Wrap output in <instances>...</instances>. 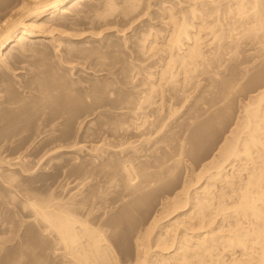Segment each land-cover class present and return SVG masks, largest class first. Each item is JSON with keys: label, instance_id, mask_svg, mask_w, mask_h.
<instances>
[{"label": "rangeland", "instance_id": "rangeland-1", "mask_svg": "<svg viewBox=\"0 0 264 264\" xmlns=\"http://www.w3.org/2000/svg\"><path fill=\"white\" fill-rule=\"evenodd\" d=\"M13 1L14 0H0V10L2 11V8L3 10H5L8 6H10L9 3H13ZM86 1L87 0H84L83 3L81 2L80 4H78V6H76L75 10L78 12L80 11L78 14L77 12L74 13V10H70L68 13H59L58 15L55 14L53 15V17L44 16L42 18L44 26L47 25L49 20L50 22L47 27L43 26V28H41L44 32L40 33V35L43 37L31 38V40L43 39L40 42L31 41V44L25 46L26 48L24 49V51L23 49H19L14 42L3 49V53L9 52V54H4V56H7L3 57L5 59H3V63L0 64V237L3 238V235H5L6 237H4L10 240L7 242L4 241L2 242V244H0V248H2L4 243V247L6 246L9 250L8 252L6 247L0 249V261H2V258L4 259V262L2 261L0 262V264H6L10 261V254L12 256V254L15 253L11 251L14 250L12 246L16 244L18 245L17 249L19 250H16L17 246L14 247L15 251H17L18 254H20L21 247H24L25 249V246H27V248H32L35 253L39 250V252H37L38 254L42 252V249H45L43 251V254L46 253V255H44L46 256L47 260L45 256L44 258L41 257V255H43L41 253L38 255V260L36 261L37 263L39 262V264L45 261V263H47V261L50 260V257L52 255L50 254L51 250L49 248L52 246V244H49L51 239H48L51 238V236L48 235V239L46 240L47 234L44 232L41 233L43 229H39L41 228V226L38 225L39 223L37 221L33 220V217H31L32 212L30 213L33 208L29 203L31 201L44 203L42 202L43 200H45V202L48 201L46 202L47 204H50V202L52 201V203L54 204L55 202L56 204L62 203L67 205H70L72 203L70 205L72 207L78 204L80 205L79 209H82L85 213L91 212V214H94L96 212L97 214L100 213L99 211H101V221L107 220V222H110V218L115 220L114 222L112 220L110 223L114 224L115 222H117L118 224L115 223V226L112 225V227L108 226L109 229L107 227V231L113 229L114 227L118 228L117 230L115 228L114 231H112L117 232L116 234L114 233L116 235L114 237H116L115 240L118 242H116V244H119L118 249L120 255L122 254L121 256L123 257V260H126V258L130 259L134 255L135 249L134 232L143 223L141 221H144L143 218H145L148 209H156L158 207L156 203H158L160 200H163L164 198L167 199V197H170L172 193L176 192L180 188L179 187L178 189H176V187H178L183 182V180L189 179L192 176L193 172L201 175L202 180L200 179V181H203L206 172L200 170L202 169L201 165L204 164L206 160H209L212 154H215V151L217 150L219 145L224 141L223 139L229 136L230 129L232 130L235 127V122L240 119V115H243L242 111L245 105L247 103H251L253 99L256 100L259 91L264 88V44H260V40H258L260 43L257 42V37L261 36V34H257L255 37H253L254 35L251 36L252 34L249 36L248 34L243 35L239 39V43H227V45L224 46L226 47V49L224 51L222 50V53L220 52L222 55L219 53L217 54V56H214L209 52L210 48L208 49V47L211 46H204L206 43H209L211 37L209 29H205L206 33L209 32L207 33L209 35L204 34L205 32L203 33V40L206 41H203L202 45L204 46L203 49L206 52L205 54L208 53L207 55H205V57L210 56V58L207 59L211 61L213 59V61H210V63L212 64L208 63L202 68L200 66L198 67L201 70H204L205 68L204 71H201L200 69L197 70V68L193 71V79L191 77L189 78V80L191 79V82L194 83H191L189 80L188 83H186L187 81H181V83L179 81L177 86L173 88V86L170 84V81L162 78L158 80V82H161V86H151V81H156V83H158L157 79H159V67H161L162 63L165 62L164 60L167 56L166 51H163L165 50V47L163 48L161 44H163L162 42H164L165 37L167 36V30L170 26H167V18H164L165 20L162 18L166 15V9L169 6L171 7L172 4V6L174 7L173 10L178 11L176 10L179 9L177 0L176 2L175 0H173L176 4H174L172 0H130L129 3H127V0H88L91 2V4L90 2H87L89 4H87V7L85 5ZM103 1L104 3L102 4ZM93 2H95L96 4L92 5ZM108 2H112V5H109ZM134 3H137V5ZM90 5H92V7ZM95 5L96 8H94V10L97 9L99 13H101L100 15L99 13L94 12L93 6L95 7ZM106 5L107 7L109 6L108 8L114 6L112 7L111 12L106 7ZM131 5L136 6L134 8H131ZM126 6L130 7L126 9ZM77 7L80 9L84 7V9H82V11H84L82 12L80 9L78 10ZM70 12L74 14H71ZM95 14L98 15L95 16ZM102 14L104 15L101 16ZM177 14V16L180 15L178 12ZM62 15H64L65 19ZM57 16L59 17V19L62 18V20L60 19L61 21L54 24V22H56V20L58 19ZM65 16H70L71 19L69 17L66 18ZM78 16H82L83 18L81 17L79 19ZM52 18H54V21L52 20ZM206 18L210 22L213 16H209ZM63 20L64 22L66 20L69 21L61 23ZM70 20H73L74 22L72 21V23L70 22ZM45 21L47 22L45 23ZM225 21L226 20H224V22ZM50 23H53L54 26H52ZM152 25L154 26V31L156 32L153 31V27H151ZM148 26L150 27L148 28ZM56 27L57 30H54L56 29ZM144 28H146L147 30ZM164 28L166 32H164ZM148 29H152V31ZM156 29H159V35H157L158 31ZM240 30L241 29H239V27L236 30H233L232 35H235L236 31L238 32ZM143 31H147V33H144ZM48 32H50V34ZM141 32L142 34H140ZM144 34H146V36L149 35L147 36V38L154 37V34L157 35L155 36V38L157 39V42L159 41V44H157L156 47L152 48V50L150 49V52H147L149 50H144V52L142 51L144 53L143 54L140 49L142 42L141 40L143 39H138V41L137 37L139 38V35H141L142 37L140 38H146ZM51 37H53L54 39ZM162 37L164 38V40ZM252 37L254 39H252ZM55 38H57V40ZM48 39H51L50 42H52L50 43ZM53 41L55 43H53ZM59 41L61 44L59 43ZM65 44L68 45L66 46ZM136 44L140 50L135 47ZM62 45H64L65 47ZM91 45L93 49L90 48ZM15 46L17 48H15ZM58 46L59 48L55 49ZM76 47L78 48L76 49ZM84 47H86V50L89 47L91 51L88 50L89 53L86 52V50L83 51ZM159 47L162 48L160 49ZM68 48H72L71 51L69 49V53ZM136 48L140 53H142V57L141 55L136 56L139 54L138 51H135ZM9 49H11V51ZM54 49L55 52L53 51ZM78 49H81L82 51L80 50V52L78 51ZM157 49L159 52L163 49L161 54L157 52L159 54L156 53L155 55L154 52H156ZM90 52L92 53L90 54ZM72 53H75V55H71ZM79 53L83 54V56ZM153 53L154 55H152ZM219 55H221V57ZM148 57H150V60ZM152 57L159 63L154 65L156 61H154ZM214 57H216L217 59H221V61H217V59ZM141 58H145L143 63H141L143 61L141 60ZM138 59L141 60V62ZM153 61L155 63H152ZM4 62L6 63L5 65H3ZM216 62H218L220 65H217ZM139 64H141V68L139 67ZM149 64L152 66H150ZM208 65L211 68L208 69ZM149 68L152 69V71H149ZM141 69H143L144 71H142ZM53 70L55 75L54 73H52ZM45 71L47 72L45 73ZM148 71L152 73L151 77L149 76ZM49 72L51 76L49 75ZM52 74L54 77H52ZM131 74L133 76H136L133 77L131 76ZM155 74H157L158 76L155 77ZM179 76L180 75H177L178 79L180 78ZM51 77L54 79H52ZM50 80L53 81V85L51 83L52 81ZM145 80L151 87H149ZM55 83L57 84L55 85ZM162 83H166L167 85L165 84L166 86L164 85V87ZM182 83L183 86L185 84L189 86L187 87L185 85L184 88L186 87V89H180L179 87L182 86ZM189 83H191V85ZM61 86H64L65 88ZM158 88L160 91L158 90ZM154 90L155 92H153ZM176 90L177 93H175ZM179 90L180 92H178ZM14 92H16L18 96L15 95L16 93ZM162 92H164V94ZM175 94H177V97ZM153 95L156 96L154 97ZM138 96L141 100L137 98ZM62 97L63 99H61ZM174 97H176L177 99ZM149 99L150 101H148ZM151 99H153L154 102ZM158 100L161 101L159 102ZM168 100H171V102L169 103ZM11 101L12 103H14L12 104ZM168 103L170 105L169 111L171 113L165 110V106H169ZM138 104L142 105V108ZM162 104H164L165 106ZM143 105L146 106V110H144L145 108L143 107ZM172 105L175 109L171 107ZM59 106L62 108L60 109ZM162 106L164 107L161 108ZM5 108L7 110H5ZM10 108L12 109V111H9ZM207 108L210 109L208 110ZM58 109L60 110L58 111ZM63 109L65 110L62 112ZM217 110L218 114H216ZM57 111L60 116L56 113ZM125 111L127 113H125ZM136 111H140V113ZM144 111H146L145 114L148 115H145ZM141 112H143V114ZM150 112L152 113V115L150 114ZM134 113L136 114V116L138 115L139 118L141 114V119L143 122L141 121V119L137 118L138 116H134ZM153 113H155L156 115H154ZM213 113L216 114V117H214ZM138 121L142 122L140 123L141 125H139V123L137 124ZM149 122H151V124ZM133 123L135 124V126H133ZM146 126H149L150 128H146ZM146 130L150 131H148L147 133ZM241 135L243 136V134ZM44 140H48L49 143L52 141L53 142L52 144H50V146L47 145L48 147L45 146V148H43L41 142H44ZM180 143L181 146H179ZM257 152H252V156L254 154L255 156H258L259 152L258 154ZM177 153L179 156L176 155ZM128 155L130 159L128 158ZM124 156H127V160L130 161L131 164L133 163L134 165H132L136 169H138L137 173H140L142 168V170L146 169L144 170L146 171V173H152V175L161 173L160 175L163 176V180L158 181V183L154 185V188L151 187L148 189L149 191L150 189L152 190L150 191L151 193H148L149 191H146L147 189L143 191V193H146V196L148 198H146L145 195L142 196L143 193H141L140 196L142 197V199L140 197L139 201L141 200L140 202L142 203H139L138 201L137 204L140 207H138L137 205L138 210L137 208L134 210L132 209V212H130V208L128 209V205H126L128 206L126 207L127 210L125 209V205L124 208L122 207V204H124V202L127 203L131 199L133 200V196H131L127 190H123V180H121V182L119 180L121 176V179H123V172L120 169L122 167V163L126 162V158H124ZM131 156L137 159H134L133 157L131 158ZM123 158L125 159V161L122 160ZM100 160L105 161L107 165L105 164V162H103L105 166L103 167V163L101 162V165ZM121 160L122 163H120ZM138 160L144 162V164H142V162L140 161L139 164ZM164 160H168V162H164ZM244 160L245 159H236V161L234 160V163L236 162L234 166L236 167L232 168L233 170L236 169L235 171H237V174L241 177L245 176L243 175V173L245 174L246 170H248V168L246 167H250L252 165V162L251 164H249V161L247 162L245 160V164L247 165L245 166V168L241 167L243 168L241 169L239 165L240 163L244 162ZM257 160H260V158L256 159L255 161ZM161 161L166 166H172L173 163L174 166H177V164L179 165L172 175L169 174L171 175V177L173 176L171 178L173 180L169 179L170 176L168 175V181L166 178L168 172L166 173L162 169H159V165L162 164ZM176 161L177 163H175ZM137 163L139 166H136ZM81 164L84 165L85 168L84 166L80 168ZM97 164H100L98 165L100 167L97 166L93 168L94 165L96 166ZM120 164L121 167L119 166ZM140 165H146L147 167L143 168ZM148 165L149 167H152L151 172L150 168V170H148ZM153 165H156V167H154ZM86 166L88 167L87 170ZM228 166L229 165H227L226 169H229L228 171L230 172L231 168H228ZM153 167L155 168V170L153 169ZM237 167L240 168L239 173ZM117 169L120 170L119 172L121 173H118ZM232 169L230 172L231 174H233L234 172L232 171ZM81 170L86 174H84V172L81 173ZM86 171H88V173ZM112 171L114 174H112ZM96 172H98V174ZM163 172L166 175L162 174ZM235 174L236 172H234V176H232L234 178L231 177V180L235 179V181H233L236 183L237 174L236 176ZM176 179H179V181H176ZM136 180H140V177L136 178ZM233 181L232 183L234 185L230 184L231 187H235L236 185ZM176 183L179 184L177 185ZM198 183L199 182L197 181L196 185H198ZM226 184L227 183L217 180L215 183V189L217 186L224 187ZM230 186L228 183L226 187H224V190H227L226 192L230 191ZM91 190H93V197L90 195L92 194L90 192ZM95 190L99 195H95ZM86 193H89L91 197ZM152 193L153 195H151ZM168 193L169 195H166ZM148 194L150 196H148ZM26 195L30 197V202L27 201L29 200L27 199L29 197H27ZM100 195L102 196V198H100ZM164 195L167 197H165ZM35 196L38 197L36 198ZM96 196H99L97 197L98 199L96 198ZM82 197L85 199V201L86 199L87 201L88 199H90L89 202L91 201L90 204L92 208L90 205L88 206L87 201L84 202ZM143 197H145L146 200ZM77 198L82 199L83 201H77ZM104 198L106 200V203L103 202ZM113 198L116 199L113 201ZM228 198L229 199L226 198L225 202L229 203L234 200V197L232 201V197ZM31 199H33L34 201ZM40 199H42V201ZM49 199L52 201H50ZM70 199L72 200L70 201ZM63 200L65 202H63ZM74 200L76 202L73 205ZM96 200L99 201L97 202ZM78 202H84V204L81 203V205ZM99 202L104 203L102 204V206H106L103 207V209H105L107 213L102 209V206H99L101 205ZM113 203L117 204L115 205ZM86 204L87 206L84 208L83 206ZM95 204L97 205V207ZM153 204L154 206L156 205V207H154ZM81 206L83 208H80ZM93 206L95 208H93ZM85 209H88V211H86ZM97 209L99 210L98 212ZM228 209L232 211L231 208ZM228 211L225 213L224 217H227V222L229 220L230 224H234L235 222L238 225H240V223L241 225L243 224V226L244 224L247 225L246 223L248 222L245 223V218L238 216L244 221L243 222L239 219L240 221H242L239 222V220H237V214L234 211L233 213L229 211V215ZM26 213L28 215L30 214V217H28ZM105 213L108 215V218ZM230 221H232V223ZM227 222H224V225H228L229 223L226 224ZM35 224H37L36 226L40 227H36ZM236 224H234L233 227H235ZM248 225L246 227H248ZM34 228H37L38 230ZM1 231L7 233H1ZM9 232H11V234L8 235ZM39 233L42 236L44 235V242L42 241L43 239ZM9 236H11V238H9ZM23 236H25V239L22 238ZM39 236L41 238H38ZM5 238H3V240H5ZM29 238L30 240H28ZM0 240L2 241V239ZM24 241L26 244L22 243ZM27 243L31 244L32 247ZM49 245L51 246L49 247ZM38 246H42L43 248L41 247L40 250ZM46 246L48 247V251H46ZM30 248H28L29 251L27 249L29 254L32 251V249ZM2 250L4 251V253H2ZM224 250H222L221 252V259L218 260L216 264L221 261L222 264L224 262V264L229 263L230 257L227 256H230L228 254H230L229 252L231 251L229 249H226L227 251L224 252ZM6 251L8 253L5 255ZM238 251H240V248L236 247L235 252H237V254L239 253ZM47 252L48 254H50V256H48ZM24 253H27L26 250ZM4 255L8 258H4ZM227 258L229 259L227 260ZM222 259L225 260L223 261Z\"/></svg>", "mask_w": 264, "mask_h": 264}, {"label": "bare ground", "instance_id": "bare-ground-1", "mask_svg": "<svg viewBox=\"0 0 264 264\" xmlns=\"http://www.w3.org/2000/svg\"><path fill=\"white\" fill-rule=\"evenodd\" d=\"M83 1L82 0H14L13 3L11 2L12 4L9 3L10 6H8L5 10H3V8H2V11L0 10L1 11L0 12V64L3 63V59H5L3 57H6L9 54V52H7V53L5 52L7 55L4 56L5 53H3L4 52L3 49L6 48L7 46H9V44L14 42L19 49H23V51H24V49L26 48L25 46H27L28 44H31V41L32 42L33 41L34 42L35 41L40 42L41 40H43V39L31 40V38L43 37L40 35V33L44 32V31H42L43 29H41L44 26V23L42 21V18L44 16L53 17V15H55V14L58 15L59 13H61V14L68 13L70 10H74L75 11L74 13L77 12V14H78L80 11L78 12L75 10L76 6H78V4H80L81 2L83 3ZM92 1H94V0H92ZM133 1H137V0H133ZM87 2L89 3L90 1H88V0L86 1V3H85L86 7L88 4ZM129 2H130V0L129 1L127 0V3H129ZM175 2H176V0H175ZM175 2L173 1L174 4H176ZM103 3H104V1L102 2V4ZM66 4H68V5H66ZM90 4H91V2H90ZM94 4H96V3L93 2L92 5H94ZM134 4L137 5V3H134ZM92 5H90V6L92 7ZM109 5H112V2L109 3ZM113 5H115V4H113ZM121 5H123V4H121ZM172 5H171V7L169 6L166 9V12H165L166 15L164 13L165 17H163V18L161 17L162 19L167 18V20H168L167 26H170V27L167 30L168 32L166 33L167 36L165 37V40L162 37L164 40V42H162L163 44L160 43L163 48L165 47V50H163V49L162 50L166 51L167 56L164 60L165 62L162 63V65L160 64L161 67H159L160 68V70L158 71L159 72V79H157V82H158V80L165 78L168 81H170V84L173 86V88H175L177 86L179 81H180V83H181V81H183V82L187 81L186 83H188L189 81L191 82V79L189 80V78L192 77V79H193L192 73L194 70H196V68L198 70V69H200V68H198L199 66L202 68L204 65H207L208 63L212 64V63H210L211 60L207 59V58H210V56H209L210 54L208 55L209 57H205V55H207L208 53L205 54L206 52L204 51L203 47L206 45L211 46V47H208V49L210 48L209 52L212 55L217 56V54H219L222 50L224 51L226 49V47H224V46H226L227 43L233 42V44H236L239 41V39L241 38V36L246 35V34H248V36L252 34L251 36L254 35L253 37H255L257 34H259V35L261 34L262 38H261V36L257 37L258 38L257 42H259L258 40H260L261 43L260 42L259 43L264 44V1L263 0H177V5L179 6V9H176V10H178V11H174L173 10L174 7ZM135 6L131 5V8L132 7L134 8ZM106 7H107V5H106ZM112 7H114V6H112ZM112 7L108 8L110 10V12L112 10ZM129 7L130 6H126V9H128ZM94 8H96V5H95V7L93 6V10H94ZM175 8H176V5H175ZM79 9L80 8H78V10ZM82 9H84V7ZM82 9H80V10L82 11ZM96 10H94V12L99 13V11L97 10L98 11L97 12ZM101 12H103V11H101ZM105 12H107V11H105ZM177 12L180 14L179 16H177L178 15ZM74 13H71V14H74ZM84 13H83V15H84ZM100 14L101 13H99V15ZM161 14H163V13H161ZM64 15H62L63 18H64ZM97 15L95 14V16H97ZM103 15L104 14H102L101 16H103ZM164 15H162V16H164ZM209 16H213V18L210 22L206 18ZM68 17L70 18V16H68ZM68 17H66V18H68ZM81 17L78 16L79 19ZM57 18L59 19L58 16H57ZM57 18H55V19H57ZM53 19L54 18H52V20ZM60 19L62 20V18H60ZM60 19L58 21L56 20V22H54V24L61 21ZM74 19H76V18H74ZM224 20H226V21L224 22ZM66 21H69V20H66ZM72 21L70 20V22H72ZM46 22L47 21H45V23ZM49 22H50V20H49ZM49 22L47 23V25H45L46 27L48 26ZM63 22H64V20L61 23H63ZM165 23H166V21H165ZM50 24L52 26H54L53 23H50ZM52 26H50V27H52ZM167 26H166V28H167ZM149 27L150 26H148V28ZM151 27H153V31H154L155 30L154 26L152 25ZM238 27L241 30L238 32L236 31L235 35H232V33H233L232 31L236 30ZM144 29H146V28H144ZM205 29H209L211 37L209 36L210 37L209 43H206L203 46L202 45L203 41H206V40H203V37H204L203 33L204 32H205L204 34L209 33V32L206 33ZM54 30H57V27ZM148 30L152 31V29H148ZM164 30H165V28H164ZM51 32H52V28H51ZM154 32H156V31H154ZM164 32H166V30ZM48 33L50 34V32H48ZM144 33H147V31H145ZM158 33H159V31L157 32V35L160 34V33L159 34ZM140 34H142V32ZM155 34H154V37H151V38H149V37L147 38V36H149V35L146 36V34H144L146 36V38H140V37H142L141 35H139V38L137 37V40L143 39V40H141L142 42L140 41L141 42V46H140L141 52L142 51L144 52V50H149L147 52H150V49L152 50V48L156 47L157 44H159V41L157 42V39L155 38V36H157ZM236 34H238V35H236ZM207 35H209V34H207ZM207 35H206V37H207ZM163 36H165V35H163ZM70 37H72V36H70ZM253 37H252V39H254ZM51 38H53V37H51ZM55 39L57 40V38H55ZM50 40H49V42H50ZM72 40H74V39H72ZM161 41H162V39H161ZM53 43H55V42L53 41ZM59 43H60V41H59ZM135 43H137V42H135ZM139 43H138V46H139ZM231 43H229V44H231ZM83 44H86V43H83ZM71 45H73V44H71ZM99 45H101V44H99ZM16 46H15V48H17ZM62 46H64V45H62ZM138 46L136 44L135 47H137L139 49ZM162 47H159V48L161 49ZM230 47H231V45H230ZM58 48H59V46L55 49H58ZM77 48L78 47H76V49ZM84 48H83V51L86 50V47H84ZM90 48L93 49L92 45ZM90 48L88 47L86 52H88V50H90ZM137 48H136V50L135 49L134 50L138 51ZM55 49L53 50L54 52H55ZM69 49L71 51L72 48H68V53H69ZM81 49H78V51H80ZM158 49L156 50V52H154L155 55L157 52H159ZM9 50L11 51V49H9ZM9 50H6V51H9ZM62 50H61V52H62ZM94 50H95V48H94ZM162 50H160V52H159L160 54H161ZM263 51H264V49H263ZM56 52H57V50H56ZM92 52H90V54ZM138 53L139 54L136 56H139L142 54L139 51H138ZM154 53L152 55H154ZM159 53H157V54H159ZM79 54H81V53H79ZM83 54H84V52H83ZM83 54H81V55L83 56ZM63 55H62V57H63ZM71 55L74 56L75 53L74 54L72 53ZM86 55H84V56H86ZM221 55H219V56L221 57ZM157 56H159V55H157ZM70 57H72V56H70ZM141 57H142V55H141ZM148 58L150 60V57H148ZM154 58H155V56H154ZM154 58L152 57V59H154ZM156 58H158V57H156ZM214 58H216V57H214ZM58 60H59V57H58ZM60 60H61V58H60ZM141 60H143V61L141 62ZM141 60H139V61L141 63H143L145 58H141ZM219 60L221 61V59H217V61H219ZM5 61H7V60H5ZM154 61H156V60L154 59ZM154 61L152 63H155ZM212 61H213V59H212ZM63 62H65V61H63ZM157 63H159V62L156 61V63L154 65H156ZM216 63H217V65L219 64L218 62H216ZM5 64L6 63L4 62L3 65H5ZM140 66H141V64H139V67ZM150 66H152V65H150ZM208 66H206V67H208ZM154 67H156V66H154ZM209 68H211V67L209 66L208 69ZM156 69H158V68H156ZM156 69H154V70H156ZM141 70L144 71L143 69H141ZM150 70L152 71V69L149 68V71ZM204 70H205V68H204ZM204 70H201V71H204ZM46 72L47 71H45V73ZM52 73H54V70ZM151 74L152 73L149 72L150 77H151ZM49 75H50V72H49ZM54 75H55V73H54ZM177 75H180L179 79L177 78ZM131 76H133V75L131 74ZM131 76H130V78H131ZM134 76H136V75H134ZM156 76H158V75L155 74V77ZM211 76H214V75H211ZM52 77H54L53 74H52ZM125 77H126V75H125ZM52 79H54V78H52ZM144 79H145V77H144ZM151 79H153V78H151ZM50 81H52V80H50ZM131 81H132V79H131ZM51 83L53 85V81ZM146 83H147V81H146ZM160 83L161 82L156 83V81H154V82L151 81L150 85L151 86H155V85L161 86ZM191 83H194V82H191ZM191 83H189V84L191 85ZM56 84L57 83H55V85ZM165 84H163V86ZM41 85H42V83H41ZM45 85H47V84H45ZM150 85H149V87H151ZM181 85L182 86L179 87L180 89L184 88L185 85L187 87L189 86L187 84H185L183 86V83ZM61 87H64V86H61ZM47 88H48V86H47ZM184 89H186V87ZM158 90H159V88H158ZM227 91H228V89H227ZM153 92H155V90ZM178 92H180V90ZM14 93H16V92H14ZM162 93L164 94V92H162ZM175 93H177V90ZM145 94H144V96H145ZM15 95H17V93ZM160 95H162V94H160ZM171 95H169V96H171ZM175 95L177 97V94H175ZM225 95H224V97H225ZM139 96L137 97L138 99H140ZM11 97H13V96H11ZM63 97L61 99H63ZM176 97H174V98H176ZM8 98H10V97H8ZM45 100H47V99H45ZM151 100H153V99H151ZM173 100H175V99H173ZM13 101H15V100H13ZM148 101H150V99ZM168 101H169V103L171 102V100H168ZM253 101H255V102H253ZM153 102H154V100H153ZM11 103H12V101H11ZM138 103H140V102H138ZM169 103H168V105H169ZM141 104H142V101H141ZM247 104L245 105V107L243 106L244 107V109L242 111L243 115H240L241 116V117H239L240 119L238 118L239 120L235 122V125H234L235 127L232 130L230 129L229 136H227L225 139H223L224 141L219 145V147L215 151V154L214 155L212 154L210 159L206 160L205 163L201 165L202 169H200V170L206 172V175H205L203 181L202 182L200 181L201 175L193 172L191 177L188 175L190 177L189 179L183 180L182 183L180 181L181 184L178 187H176V189H178L179 187L180 188L176 192L172 193V195L174 194L173 196L171 194H170L171 195L170 197H167L164 195L165 197H167V199L164 198L165 200L163 199V200H160L159 202L157 201L158 203L155 202L156 205L158 206L156 209L155 208H152V209L149 208L148 211L146 210L147 212H146L145 218H143L144 221H141L143 223L137 229L135 228L136 229L134 232L135 249H134V255L130 259L126 258V260H123V257L121 256L122 254L120 255V252L118 249L119 244L118 245L116 244L117 241L115 240L116 237H114V236H116L115 234L117 232H113V231L116 228V227H114L115 226L114 224L117 222H115L114 224H111L110 222L113 220L112 218H110L111 220L109 219L110 222H107V220L101 221V219H100L101 211H99L98 209H97V212L99 211L100 213H97V214L95 211H94L95 212L94 214H91V212L85 213L82 209H79L80 205H78V204H76L77 206L74 205L76 202L75 200L73 201L74 202L73 205L76 207L70 206L72 203L70 205H67V204H62V203L56 204V202H55V204H54V203H52L53 201L49 199L50 201H52V202H50V204H51L50 205V204L46 203L48 201L45 202V200L42 201V199H40V200L44 203L39 202L40 200L38 201L39 203H37V201H34L33 199H31V200H33L34 202H32V201L30 202V197L26 195L27 197H29V198H27V199H29L27 201L30 202L29 204L33 208V210L30 211V213L32 212L31 217H33V220H35L39 223L38 225H40L41 228H39L40 226L39 227L36 226L37 224H35V226L38 227L39 229H43V231L39 230V231H41V233L44 232L47 234L46 240L48 239V235L51 236V238H49L48 240H50V239L52 240V243H51V240L49 242V244H52V246L49 245V247L51 246L49 249L51 250L50 254L52 256L50 257V260L47 261V263H45L46 262L45 260H43L45 262H42V260H41V262L44 264H216L217 261L220 260L222 257L221 256L222 250L225 249L224 250V252H225L229 249L231 252H229L230 254H228L230 256H227V257H230L228 264H264V161H263V158H264V88L261 91H259L256 100L253 99L251 103H249L248 105ZM159 105H160V103H159ZM162 105H164V104H162ZM173 105H174V103H173ZM173 105L171 107H173ZM41 106H43V105H41ZM139 106H141V108H142V105H139ZM164 106H162L161 108H163ZM143 107L145 108L146 106L143 105ZM165 107H166L165 110L169 111L170 105L168 107L167 106H165ZM59 108L61 109L62 107L59 106ZM161 108H160V110H161ZM60 109H58V111ZM156 109H158V108H156ZM5 110H7V109L5 108ZM64 110L65 109H63L62 112ZM137 110H138V108H137ZM144 110H146V108ZM208 110H207V112H208ZM9 111H12V109L10 108ZM58 111L56 112L57 114H58ZM136 112H138V111H136ZM145 112L146 111H144V114H145ZM157 112H160V111H157ZM207 112H205V113H207ZM217 112H218V110L216 111V114H218ZM44 113H45V111H44ZM125 113H127V112L125 111ZM129 113H131V112H129ZM138 113H140V111ZM141 113L143 114V112H141ZM169 113H171V112L169 111ZM134 114H132V115H134ZM150 114L152 115L151 112H150ZM153 114L156 115L155 113H153ZM216 114L213 113L214 117H216L215 116ZM58 115L60 116V114H58ZM145 115H148V114H145ZM145 115H143V116H145ZM134 116H136V114ZM146 117H148V116H146ZM131 118H133V117H131ZM137 118L141 119V114H140V118H139V116ZM158 118H159V116H158ZM144 119H146V118H144ZM155 119H156V117H155ZM136 121H137V119H136ZM139 121L137 122V124L139 123V125H141L140 123L143 122L142 119H141L142 122H139ZM130 122H131V120H130ZM149 123L151 124V122H149ZM133 126H135V124ZM156 127H157V125H156ZM146 128H150V127L146 126ZM151 129H152V127H151ZM143 131H145V130H143ZM148 131H150V130H148ZM148 131H147V133H148ZM241 134H243V136ZM57 141H58V139H57ZM52 142L49 143L48 140L47 141L44 140V142H41V144H42V147L45 148V146H47V145L50 146V144H52ZM179 146H181V143ZM254 150H256V151H254ZM257 151L259 152V155L258 156L256 155V156L259 157L260 160L255 161L256 159H259V158H257L255 156V154L252 156V154L254 152H257ZM258 152H257V154H258ZM176 155H178V153ZM126 157L124 156V158H126ZM132 157L133 156H131V158ZM124 158L122 160L125 161ZM128 158H129V155H128ZM128 158H126V162H128V163H126V162L122 163V160L120 162V163H122V167H121V164L119 166L121 167L120 170L123 172V179H121L122 178V176H121V178H119V180H120V182H121V180H123V186H124V188L122 187L123 190L124 191L127 190L129 192V194L131 196H133L132 197L133 200L131 199L132 200L131 201L129 199L130 201L127 202L128 204L124 202V204H122V207L124 208V205H125V209H126V207L129 206L128 209L130 208L131 209L130 212H132V209L134 210L137 208V210H138V207H140L137 203L141 197L140 196L141 193H143V191L146 189H147L146 191H149L148 189L151 187L154 188V185L156 183H158V181L163 180V176L160 175L161 173L158 174L157 171H156L157 174L156 175L154 174L155 176L152 175V173L151 174L146 173V171H144L146 169L142 170V168H141V172L137 173L138 169H136L133 166L134 165L133 163H132L133 164L132 165L130 163V161L127 160ZM133 158L137 159L135 157H133ZM254 158H256V159H254ZM134 159H132V160H134ZM236 159H238V160L245 159L247 162L249 161V164H251V162H252V165L250 167H246V168H248V170L245 169L246 173L245 174L243 173V175H245L244 177L239 176L237 174V171H235L236 169L235 170L232 169V168L236 167V166H234L236 163V162L234 163V160L236 161ZM231 160H232V163H234V164L231 163ZM245 160H244V162L240 161V162H242V163H240L241 166L239 165L240 168L241 167L245 168V166L247 165V164H245L246 163ZM23 161H24V158H23ZM139 161L140 160H138V163H139ZM165 161L166 160H164V162ZM22 162H20V163H22ZM97 162H99V161H97ZM101 162L103 163L105 161L100 160V163ZM140 162H142V161H140ZM166 162H168V160ZM102 163H101V165H102ZM138 163L136 164V166L138 165ZM161 163H162V161H161ZM161 163H159V164H161ZM172 163H170V164H172ZM175 163H177V161ZM105 164H106V162H105ZM114 164H116V163H114ZM142 164H144V162H142ZM98 165H100V164H97L96 166L94 165L93 168L97 167ZM149 165H151V164H149ZM149 165H148V170H150L152 168V167H149ZM227 165H229L228 168H231L232 171L236 172V174H237V176L235 174V176L237 177L236 183L234 182L235 179H233L234 181L231 180L232 178H234V177H232V176H234L233 175L234 172H233V174H231L230 173L231 169H230V172L228 171L229 169L228 170L226 169ZM83 166L84 165L81 164L80 168ZM140 166H142V165H140ZM153 166L156 167V165H153ZM159 166H160L159 169H162L166 173L168 172L167 175L164 172L162 173V174L166 175V178H167V176L169 174L172 175L175 172V170L177 169V166H179V165L177 164V166L176 165L174 166V163H173L172 166H166L164 163H162ZM98 167H100V166H98ZM103 167H105L104 163H103ZM142 167L146 168L147 166L144 165ZM154 167H153V169L155 170ZM84 168H85V166H84ZM109 168H111V167H109ZM240 168L237 169L238 173H239ZM243 168H241V169H243ZM87 169H88V167L86 168V170ZM110 170H112V169H110ZM120 170H118V173H121V172H119ZM88 171H86V172L88 173ZM100 171H101V169H100ZM113 171H114V169H113ZM113 171H112V174H114ZM151 171H152V169L150 170V172ZM159 171H161V170H159ZM83 172L84 171H82L81 173H83ZM96 173L98 174V172H96ZM84 174H86V173L84 172ZM175 174H178V173H175ZM175 174H174V176H175ZM171 175H169L170 176L169 179H171L173 177V176L171 177ZM138 177H140V180H136V178H138ZM167 180H168V178H167ZM171 180H173V179H171ZM217 180L222 181V182L227 183V184L229 183V186H230V184H233L232 183V181H233L236 185H235V187L230 186L231 187L230 191L226 192L227 190L225 191L224 187H226L227 184L224 187L223 186H220V187L217 186L215 189V186H216L215 183ZM176 181H179V179L178 180L176 179ZM197 181L199 182L198 185H196ZM162 183H160V184H162ZM176 184L178 185L179 183H176ZM176 184H174V185H176ZM156 187H158V186H156ZM156 189H153V190H156ZM174 189H175V186H174ZM93 190H94V188H93ZM93 190H91L90 192L92 193ZM150 191H152V190L150 189ZM150 191L148 193H151ZM94 193H95V195H99V194H97L96 190ZM144 193L142 196H144V195L146 196V193L145 194ZM120 194H122V193H120ZM87 195L88 196L91 195L93 197V193L90 195L88 193ZM151 195H153V193ZM166 195H169V193ZM31 196H34V195H31ZM148 196H150V195L148 194ZM97 197H99V196H96V198ZM228 197H232L231 201L233 200V197H234V200L232 202H229V203L225 202L226 198L229 199ZM36 198H34V199H36ZM100 198H102V196ZM143 198L146 200V198H148V197L146 196V198L145 197H143ZM78 199L79 198H77L76 200L77 201H80V200L83 201L84 200V202L87 201V199L85 201L84 198H83V200L82 199L78 200ZM115 199L113 198V201ZM141 199H142V197H141ZM144 199H143V201H144ZM46 200H48V199H46ZM66 200H68V199H66ZM71 200L72 199H70V201ZM89 200L90 199H88V201H87L88 206L89 205L91 206V204H90L91 201L89 202ZM121 200H123V199H121ZM140 201H139V203H142ZM63 202H65V201L63 200ZM84 202L83 203L78 202V203L84 204ZM103 202L106 203L105 198H104ZM99 203L101 204V205H99L97 203L99 206H102V204H104L101 202H99ZM113 204L116 205L117 203H113ZM154 204H153V206H154ZM126 205H128V206H126ZM137 205H138V207H137ZM156 205L154 207H156ZM86 206H87V204L84 205L83 207L85 208ZM94 206H93V208H95ZM99 206H98V208H99ZM83 207L81 206L80 208H83ZM96 207H97V205H96ZM103 207H106V206H102V209H103ZM91 208H92V206H91ZM228 208H231L232 211H230V209H228ZM227 209L230 212L233 213V211H234L237 214V218H238L237 220H239L240 217H243V218H245V223L248 222L246 224L247 225L250 224V225H248V227H246L247 225H245V224L243 226V224L241 225V223H240V225H238L234 222V224H236V225H235V227H233L234 224L232 223V221H235L236 219L230 221L232 223V224H230L229 220L227 222V219H226L227 217L224 218L225 213L228 211ZM93 210H92V212H93ZM103 210L105 211V209H103ZM86 211H88V209ZM229 211H228V214H229ZM144 213H145V211H144ZM26 215H28V214L26 213ZM29 215H28V217H30ZM24 216H25V214H24ZM226 216H227V214H226ZM238 216H240V217H238ZM109 217H110V215H109ZM107 218H108V215H107ZM225 219H226V221H225ZM31 220H32V218H31ZM240 220L243 221V219H240ZM240 220H239V222H242ZM114 221L115 220H113V222ZM224 222H227L226 224H228V223L229 224L224 225L225 224ZM112 225H114L113 226L114 228L113 229L110 228L111 230L107 231L109 229V227H112ZM107 227H108V229H107ZM34 229H37V228H34ZM117 229L118 228H116V230ZM2 231H1V233H5ZM4 231H6V230H4ZM8 231H9V229H8ZM11 232H9L8 235L11 234ZM4 236L5 235H3V238L6 237V236L5 237ZM43 236L41 235L42 239L45 238ZM24 237L25 236H23L22 238H24ZM41 237L39 236L38 238H41ZM3 238L0 237V239H2V241L0 240V244H2V242H4V241L7 242L10 240L8 238H5V240H3ZM9 238H11V236H9ZM28 240H30V238ZM42 241L44 242V239ZM43 242H41V243H43ZM22 243H25V241ZM41 243H40V245H41ZM27 244H29V243H27ZM29 245H31V244H29ZM14 246H17L16 250H19V249H17L18 248L17 244ZM14 246H12L14 248V250H11L12 248L10 250L16 253L17 251H15ZM5 247H4V243H3L2 248H5ZM31 247H32V245H31ZM41 247H39L40 250H41ZM236 247L240 248V251H238L239 252L238 254H237V252H235ZM2 248H0V249H2ZM19 248H20V246H19ZM22 248L24 249V247H21L22 253L20 251V254H18V252L16 254L13 252H10L13 254H12V256L10 254L11 257L9 256L10 261L7 262L8 264H36L37 263L36 261L38 260V255L41 253L43 254V251L45 250V249L44 250L42 249V252L40 251L41 253L38 254L37 252H39V250L36 251V253H35L32 248L28 247V248L32 249V251H33L32 252L30 250L31 252L29 254V252H28L29 249L27 248V246H25L24 252H25V250L27 252L25 254L23 252ZM26 248L28 249V251ZM6 249H7V247H6ZM34 249H35V246H34ZM4 251L2 253H4ZM7 251L9 252L8 249H7ZM7 251H6L5 255L8 253ZM46 251H48V247H47ZM224 252H223V254H224ZM0 253H1V251H0ZM44 254L46 255V253H44ZM44 254L41 255L42 258H44V256H45ZM47 254H48V252H47ZM50 254H48V256H50ZM5 255L3 257L8 258V257H5ZM25 257H26V259H25ZM45 258H46V256H45ZM228 259L229 258H227V260ZM46 260H47V258H46ZM2 261L4 262L3 258H2ZM2 261H0V262H2ZM5 262H6V260H5ZM42 263H40V264H42ZM219 263L222 264V261L218 262V264ZM37 264H39V262Z\"/></svg>", "mask_w": 264, "mask_h": 264}]
</instances>
